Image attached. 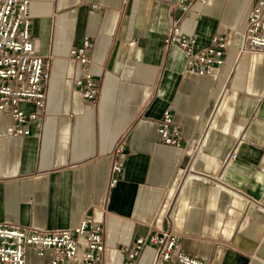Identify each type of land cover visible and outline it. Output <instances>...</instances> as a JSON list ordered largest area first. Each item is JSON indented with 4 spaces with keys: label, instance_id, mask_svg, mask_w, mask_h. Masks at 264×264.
Returning <instances> with one entry per match:
<instances>
[{
    "label": "crops",
    "instance_id": "obj_1",
    "mask_svg": "<svg viewBox=\"0 0 264 264\" xmlns=\"http://www.w3.org/2000/svg\"><path fill=\"white\" fill-rule=\"evenodd\" d=\"M250 1L196 2L182 17L196 50L216 34L231 45L223 66L201 76L188 70L183 48L165 44L182 14L179 0H29L35 47L50 59L51 76L45 113L29 123V134L14 135L10 116L0 112V222L102 224L100 264H122V247L161 228L209 264H264V52L244 51L234 33ZM85 36L95 43L93 102L76 89L81 65L70 57ZM167 108L182 146L164 143L158 132ZM124 136L125 168L109 187L112 152ZM201 139L194 171L204 178L183 183ZM80 242L74 264H83L86 239ZM51 254L29 248L28 262L47 264ZM154 254L146 247L138 264H153Z\"/></svg>",
    "mask_w": 264,
    "mask_h": 264
},
{
    "label": "built area",
    "instance_id": "obj_2",
    "mask_svg": "<svg viewBox=\"0 0 264 264\" xmlns=\"http://www.w3.org/2000/svg\"><path fill=\"white\" fill-rule=\"evenodd\" d=\"M206 1L179 0L178 6L182 14L173 20L165 38L167 47L178 45L186 51L188 70L201 76L214 74L217 68L222 67L227 51L231 48L225 35L216 34L209 46L196 50V39L182 32V17L192 11L196 2ZM31 25L29 0H0V112L10 116L14 135L29 134V123L40 119L46 110L52 63L50 59L38 54ZM234 33L242 35L244 51L264 52V0L250 1L244 26ZM94 47L93 39L85 36L70 52V57L81 65L80 74L75 80L76 89L90 102L95 101L99 93V85L92 69ZM24 102H31L34 109H24ZM158 132L164 143L183 145L181 126L175 121L170 108L164 110L158 122ZM126 142L127 136H124L112 152L109 187L115 186L123 174L128 155ZM202 144L201 139L190 154L183 183L188 178H204L194 171V163ZM236 156L235 148L226 164ZM250 201L252 200L249 199ZM104 232L102 224H94L85 219L75 227L56 229L0 222V264H29V248H34L36 254L42 257L50 250L52 254L47 264H74L82 246L81 237L86 239V246L81 254L83 264H100L105 251ZM148 246L155 249L153 264H209L207 260L182 251L179 236L172 229L164 228L149 231L122 247V264H138Z\"/></svg>",
    "mask_w": 264,
    "mask_h": 264
}]
</instances>
